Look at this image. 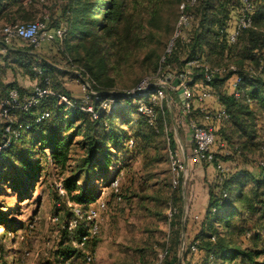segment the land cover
Segmentation results:
<instances>
[{
  "label": "trees",
  "instance_id": "16d2710c",
  "mask_svg": "<svg viewBox=\"0 0 264 264\" xmlns=\"http://www.w3.org/2000/svg\"><path fill=\"white\" fill-rule=\"evenodd\" d=\"M34 3L36 2L24 4L22 0H1L0 24L3 25L0 29L7 24H15L4 22L3 19L8 20L12 17L14 21L20 11L26 9V6L31 7ZM181 4L184 5L182 12ZM63 8L66 28L62 39L40 45L41 50L42 48L44 50L45 45L54 47L55 53L52 56L46 57L39 54L40 47L34 49L23 41L13 42L11 47L15 50L9 48L5 54H0V67L4 66V69L15 75L20 72L30 77L34 83L30 92L14 84L3 86L0 83V107L8 99V94L12 90L17 92L18 103L24 104L30 98L34 86L41 88L48 86L54 94L63 95L72 100L63 88L61 80V77L69 76V73L56 67L55 58L78 67L77 80L90 83L92 92L96 94V99L93 97L95 109L98 103L105 99H117L118 102H126L127 105L133 102L123 94L126 92L120 93L119 89L114 88L116 85L114 77L122 78V72L127 69L133 70L137 63L140 75L150 71L157 73L162 68L168 73L167 75L177 77L186 71L188 62L196 60L205 63L211 69L229 66L235 68V72L213 74L209 82L204 80L203 72L196 68H193L188 76L195 99L199 93L208 91L216 98V102L207 100L203 106L209 109L222 107L227 113V120L214 126L216 145L222 144L223 148L229 146L233 155L236 152L232 150L229 143L234 138L241 144L243 150L253 147L257 134L254 125V109L264 113V0H255L251 26L241 32L234 44L227 41L225 30L237 14L238 0L234 2L233 0H195L192 5L189 0H68ZM181 14L186 16L188 24L186 27H181L179 35L173 39L172 35L175 33ZM30 22L33 21L25 23ZM48 27L46 22V30ZM57 29L64 28L57 26L50 31ZM168 40L172 41L170 52L160 55L163 43ZM154 44L159 46L158 50L151 49ZM212 58L217 60V63L224 60V63L215 66ZM35 69H39L41 74H37ZM111 75H114L113 78ZM236 77L240 78L236 88L240 93L238 100L232 96V83ZM170 98L179 101L174 91H169V101ZM72 101L77 104L81 102V100ZM162 102L159 105L145 100V103L151 105L155 111V126H149L142 117L140 124L151 131L154 128L160 131L161 128L157 126L164 122L165 112L169 114L166 101ZM116 108L114 107L108 115L99 112L98 119L92 120L87 113L78 109H67L58 104L56 97H47L27 111L20 109L10 111L14 120V129H17V124L29 126V129L27 131L23 129L22 132H24L20 138L0 152V170L3 169L2 165L9 167L11 162L10 169L14 172L4 180L9 179L8 183L11 186L27 191L39 174L40 163L31 160L29 156H32V153L29 150L26 153L28 157L24 155L23 145L28 147L39 145V151L43 155L47 149L52 162L64 165L69 157L73 138L78 136L81 140L76 144L84 150L77 166L78 172H85L89 176L97 167H100L101 172L106 171L111 159L110 149L117 150L122 148L124 143H133L122 133L120 125L112 122L114 121L112 114ZM64 110L67 114L63 115L61 113ZM191 110V114L181 117V119L184 118L185 123L193 119L198 120L202 115L196 101ZM43 113H47L48 118L36 123L37 117ZM5 125L6 122L0 119V143L5 138ZM185 138H190L188 131ZM175 147L178 148V145L176 144ZM186 157L188 158V155ZM215 159L218 160L217 156ZM228 160L229 158L225 159V161ZM15 163L18 165L15 166ZM198 164L203 162L195 165ZM246 176L256 187L247 189L243 193L242 180ZM180 184H182L181 179L177 187ZM232 187L234 190L231 192ZM259 187L264 189L263 170L246 172L245 176L242 173L218 174L215 183L207 189V207L200 220L201 227L193 239L194 244H189L187 251H191V247L195 246L196 249L200 248L216 259L218 257L228 263L241 257L242 264H254V259L259 256V253L229 248L217 239L215 233H212L210 219L212 217L219 221L224 229L232 227L238 211H244L248 216L258 215L259 219H264V191L262 189L261 192ZM63 190L69 203L79 207L81 211L88 209V205L97 198L93 190L79 188L75 179L64 182ZM231 203H237L235 208L231 206ZM69 215L72 217L71 212ZM4 222V216L0 212V226L4 225ZM205 226L208 227L209 232L211 231L208 236L204 235ZM257 230H262V227ZM85 232L84 227L80 225L72 235L73 239L80 243ZM249 232L248 228L242 231L245 237L250 234ZM62 236L63 240L69 238L66 229H63ZM94 242V238L89 239L82 247L85 249L89 247L92 250ZM59 254L57 264H63L72 256L84 258L81 252L71 247L62 249ZM171 256L166 250L164 264L177 263V258Z\"/></svg>",
  "mask_w": 264,
  "mask_h": 264
},
{
  "label": "rangeland",
  "instance_id": "374dc122",
  "mask_svg": "<svg viewBox=\"0 0 264 264\" xmlns=\"http://www.w3.org/2000/svg\"><path fill=\"white\" fill-rule=\"evenodd\" d=\"M67 1L41 0L40 2L39 0L31 7L26 6V9L20 11L14 21L12 17L3 20L7 23L22 24L40 20L46 15L49 26L47 31L57 26H62L64 29L61 30L64 31L66 17L63 16V7ZM22 2L26 4L23 0ZM2 25L0 24V27ZM178 33L176 25L173 35ZM170 40L163 43L160 55L168 52L167 45L169 46ZM158 47L154 44L151 49L158 50ZM212 61L215 66L224 63V60L217 63L214 58ZM55 64L69 73V76L65 77V83L69 85L68 94L71 99L81 100L79 103H82L86 96L81 91V81L77 80L78 67L62 61ZM138 67L137 63L133 70L123 71L120 79L114 77L116 81L114 88L119 89L120 93H127L145 80L157 84L168 76L162 68L157 73L150 71L140 75ZM16 75L18 81L16 85L30 92L34 85L31 78L20 72ZM0 76L3 80L11 81L15 74L2 66ZM111 76L113 78L114 75ZM89 97H86L88 103ZM171 99L166 102L169 114L165 112L164 122L157 126L161 128L160 131L154 127L151 131L140 124L141 117L136 112V102H131L129 105L126 102L117 103L118 107H115L116 110L112 114L114 117L112 122L120 125L122 133L133 143L132 145L124 143L123 147L117 150L110 149L111 159L106 171L101 172L100 167H97L89 176L85 172H78L77 166L84 152L76 144L81 140L80 136L73 138V145L64 165L52 162L47 149L43 155L39 151V145L34 147L23 145L24 155L28 157L26 153L29 150L32 153V156H29L31 160L40 163L39 174L27 191H22L24 189L18 187L15 189L8 183L9 179L4 180L13 172L10 169L12 163L10 162L9 167L2 165L0 212L5 222L0 226V264H57L59 253L67 247L81 252L84 258L72 256L63 264H164L166 250L177 258L176 264H242L241 257L228 263L218 257L216 259L200 248L196 249L195 246H193L195 251H187V246L194 244L193 239L201 227L200 219H194L195 216L192 214L193 204L189 195L193 191L200 194L201 188L203 192V185L206 186L207 191L209 186L215 183L219 173L216 170L207 173L205 169L208 164H198L196 168L193 164L188 168L184 185L173 187L174 173L170 167L169 152L177 149L175 145L179 146L182 143L187 131L178 123V121L182 122L181 117L184 115L180 100ZM164 104L162 102V105ZM90 106L94 110L92 103ZM112 109L107 107L99 111L108 115ZM64 111L61 114H67V111ZM254 112V125L258 135L256 134L253 147L243 150L241 144L234 138L229 145L236 152L235 155L229 146L221 149L218 145V150L216 147L214 149L227 175L242 173L245 176L246 172L258 171L259 162H264V113L256 108ZM226 158L229 160L225 161ZM17 165L15 163V166ZM70 179H75L79 188L93 190L97 195L96 200L88 205V209L95 213L97 225L93 251L89 247L83 248L72 236L79 226L73 225V218L69 214L72 213L73 208L79 207L69 203L65 198L63 184ZM115 181L116 192L111 186ZM242 184L243 193L247 189L256 187L247 176L243 177ZM262 189L259 187L261 192ZM230 190L232 192L233 187ZM200 196L196 195L197 208L202 205ZM236 204L231 203V206L235 208ZM197 217L199 218V215ZM210 220L212 233L216 234L217 239L229 248L259 253L254 259V264H264V253H262L264 252V219H259L258 215L253 217L248 216L244 211H238L229 229H224L221 223L212 217ZM82 223L83 220L79 222ZM260 227L262 230H257ZM246 228L250 229V234L245 237L242 231ZM63 229L67 230L69 236L64 240ZM210 233L211 231L209 232L208 227L205 226L204 235L208 236ZM86 255H90V262L85 260Z\"/></svg>",
  "mask_w": 264,
  "mask_h": 264
},
{
  "label": "built area",
  "instance_id": "2783aa9c",
  "mask_svg": "<svg viewBox=\"0 0 264 264\" xmlns=\"http://www.w3.org/2000/svg\"><path fill=\"white\" fill-rule=\"evenodd\" d=\"M23 1L25 3H30L31 1L37 2L39 0ZM189 2L190 5H192L194 4L195 0H189ZM254 5L255 0H238L237 14L235 17H233V21L229 23L228 27L225 30L227 34V41L230 44L235 43L236 39L242 31L250 28ZM183 9L184 5L181 4V12L183 11ZM46 22L47 16L44 15L40 20H36L30 23L7 24L2 27L0 29V54H5L6 50H8L11 47V44L15 41H23L29 46H32L34 49H38L40 45L45 41L50 42L61 40L63 37V31L61 29H57L53 31L52 34H48V31L46 30ZM187 24L188 21L186 16L181 14L177 23V29L179 30L181 27H186ZM178 35L179 34H175L173 36V39H175ZM171 45L172 41H170L169 43L168 52H170ZM193 68L199 69L201 72H203V78L206 82L210 81L213 74L221 75L229 71L235 72V68L233 66H229L227 68L211 69L208 65L201 61L192 60L186 64V71L183 74H180L177 77L168 75L157 84H152L150 81L145 80L139 86L127 92L125 95L128 96L129 99L133 100V102H136V112L139 114V116L145 119L148 122L149 126H154L155 111L153 110V107L151 105L145 103V100L161 104V102L164 100L167 102L169 91H174L177 93L179 89H182L184 92L183 102L180 101V104L183 109V117L191 114V107L195 101L199 104V110L202 114L198 120L193 119L188 123H185L184 118L182 119V122L178 121L179 125H181L190 133L191 148L188 158H186L188 163L190 165H193L198 162H203L205 164L213 166L216 172H218L219 174H226L227 172L224 165L220 161L215 159L216 153L214 149L216 147L218 150V146L215 143L214 126L220 122L226 121L227 113L222 107L209 109L203 106V104L207 100L216 102V98L212 96L208 91L199 93L195 99L194 92L190 87L191 82L188 79L190 71ZM35 71L37 72V74H41V71L39 69H35ZM175 79L179 80L178 87L172 86V82ZM239 83V77H236L232 83V96L235 100H238L240 98V93L236 90ZM80 87L81 91L86 97L90 96L89 103L87 102L86 97L82 100V103L77 104L72 100L67 99V97L63 95L54 94L48 86L44 88L34 86L30 98L24 104L20 105L17 101V92L15 90L10 91L8 94V99L0 107V119L6 122V125L4 126L5 138L0 143V152L10 147V145L14 141L20 138L24 131H27L29 129V126H24L22 124H17V129L13 128L14 120L12 119V114L10 113V111L12 110L20 109L23 111H27L47 97H56L58 100V104L65 106L67 109H78L81 112L89 114L92 120H97L98 114L101 111H99V109L103 110L107 107L114 108L118 103L117 99H105L98 103L96 109L94 108V110H92L90 104L92 103L93 105V102H95L94 98L96 97V94L92 92L90 83L86 81H82ZM47 118L48 114L43 113L37 117L35 122L40 123ZM23 129L24 131L22 132ZM129 145H132V143L130 142ZM219 147L223 148V145L220 144ZM179 151L180 149L177 148L176 150L169 152L170 167L172 172L174 173L172 179L173 187H176L178 185L180 179H182L181 181L184 185V179L187 175V170L180 159ZM258 169L264 171V162H259ZM111 186L116 192L117 182H113ZM102 206L104 207V205ZM72 218L73 222H71L75 227L82 225L84 226V229L86 231L80 242L81 246H83L85 241L93 239L97 233L95 213L94 211L89 209H86L84 212L79 208H73ZM81 220H83V223L79 224ZM191 250L195 251L193 246L191 247ZM85 260L87 262H90V255H86Z\"/></svg>",
  "mask_w": 264,
  "mask_h": 264
},
{
  "label": "crops",
  "instance_id": "0c3cea01",
  "mask_svg": "<svg viewBox=\"0 0 264 264\" xmlns=\"http://www.w3.org/2000/svg\"><path fill=\"white\" fill-rule=\"evenodd\" d=\"M59 28H61V26H59ZM48 34H52V32L50 31V30H48ZM47 42H49V41H45V42H43L42 44H41V46L43 45V44H48ZM50 42H52V41H50ZM15 43V42H14ZM41 46H40V49H39V51H38V53L39 54H41V55H43V56H46V57H49V56H52V54H54L55 53V49H54V47H51V45H45L44 46V50H43V48H42V50H41ZM10 49H12V50H15L13 47H10ZM31 54V53H30ZM55 60L57 61V62H60V61H58L57 60V58H55ZM56 61H54V63H57ZM56 65V67L57 68H59L58 67V65L57 64H55ZM60 69V68H59ZM1 77V76H0ZM66 76H64V77H61V80L63 81L62 83H63V88L69 93V90H68V86L69 85H66V83H65V81H66V78H65ZM0 83H1V85H3V86H5V85H12V84H14L15 86H17V87H19L20 88V86H18V85H16L17 83H18V81H17V75H15V77H14V79L13 80H9V81H7V80H3L2 78H0ZM33 86V85H32ZM32 88V87H31ZM21 89H23V88H21ZM190 142H191V140H190V138L188 139V138H185L183 141H182V143L181 144H179V146H178V148L180 149V151H179V155H180V159H181V161L183 162V165L186 167V169H187V171H188V168H189V166H190V164L188 163V161H187V155H189V152H190ZM198 166V165H197ZM196 165H195V168L197 167ZM206 172L208 173V172H215V169L212 167V166H210V165H208L207 167H206ZM188 173V172H187ZM210 174V173H209ZM203 181V180H202ZM198 182V181H197ZM202 183V182H201ZM204 186V189H203V192H202V188H201V191H200V194H197L196 193V191H193V192H191V194L189 195V198L191 199L190 201H192V204H193V211H192V214L195 216L194 217V219H202V217H203V215L205 214V211H206V207H207V198H208V196H207V191H206V186L205 185H203ZM201 187V186H200ZM196 195H197V197H198V195H201L200 196V198H201V200H202V205L201 206H198V208L196 207V205L198 204V202H197V197H196ZM199 215V218L197 217Z\"/></svg>",
  "mask_w": 264,
  "mask_h": 264
},
{
  "label": "water",
  "instance_id": "95a60500",
  "mask_svg": "<svg viewBox=\"0 0 264 264\" xmlns=\"http://www.w3.org/2000/svg\"><path fill=\"white\" fill-rule=\"evenodd\" d=\"M172 86L173 87H178L179 86V80L178 79H175V80H173V82H172ZM183 90L182 89H179L178 91H177V96L179 97V99H180V101L181 102H183Z\"/></svg>",
  "mask_w": 264,
  "mask_h": 264
}]
</instances>
